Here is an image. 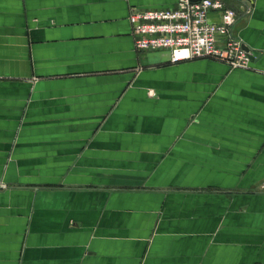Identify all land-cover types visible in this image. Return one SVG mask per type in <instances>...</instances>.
Listing matches in <instances>:
<instances>
[{
	"label": "crops",
	"instance_id": "crops-1",
	"mask_svg": "<svg viewBox=\"0 0 264 264\" xmlns=\"http://www.w3.org/2000/svg\"><path fill=\"white\" fill-rule=\"evenodd\" d=\"M222 1L246 68L136 49L180 0H0V264H264V0Z\"/></svg>",
	"mask_w": 264,
	"mask_h": 264
},
{
	"label": "built area",
	"instance_id": "built-area-1",
	"mask_svg": "<svg viewBox=\"0 0 264 264\" xmlns=\"http://www.w3.org/2000/svg\"><path fill=\"white\" fill-rule=\"evenodd\" d=\"M237 16L222 0H180L171 10H138L130 23L138 51H168L172 63L214 59L246 68L251 54L232 34Z\"/></svg>",
	"mask_w": 264,
	"mask_h": 264
},
{
	"label": "water",
	"instance_id": "water-1",
	"mask_svg": "<svg viewBox=\"0 0 264 264\" xmlns=\"http://www.w3.org/2000/svg\"><path fill=\"white\" fill-rule=\"evenodd\" d=\"M192 2H199V1H201V0H191ZM245 48V50L246 51H248V52H250V49H248V48H246V47H244ZM253 58V57H252Z\"/></svg>",
	"mask_w": 264,
	"mask_h": 264
}]
</instances>
